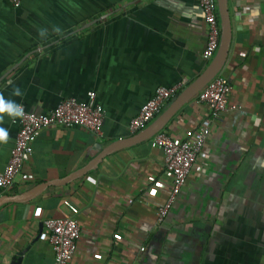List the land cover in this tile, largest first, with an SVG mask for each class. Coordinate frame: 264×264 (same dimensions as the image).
<instances>
[{
    "label": "crops",
    "instance_id": "0c3cea01",
    "mask_svg": "<svg viewBox=\"0 0 264 264\" xmlns=\"http://www.w3.org/2000/svg\"><path fill=\"white\" fill-rule=\"evenodd\" d=\"M228 10L232 40L218 75L232 86L229 104L241 109L214 120L197 95L154 137L31 201L4 203L0 264L20 258L54 264L44 226L51 218L78 221L81 237L70 264H264V0H228ZM207 36L200 0H23L20 7L0 0L5 100L40 115L66 99L88 101L93 92L105 111L101 137L83 127L43 130L0 199L61 182L142 133L146 128L132 133L130 121L157 89L184 82L181 94L212 62L203 59ZM14 86L22 96L12 95ZM16 119L5 114L0 122L8 132L0 142V172L16 142ZM200 127L210 129L209 139L158 224L173 180L156 138L183 140Z\"/></svg>",
    "mask_w": 264,
    "mask_h": 264
},
{
    "label": "built area",
    "instance_id": "2783aa9c",
    "mask_svg": "<svg viewBox=\"0 0 264 264\" xmlns=\"http://www.w3.org/2000/svg\"><path fill=\"white\" fill-rule=\"evenodd\" d=\"M14 7H20L23 0H9ZM208 36L203 59L211 62L219 49L221 23L217 0H200ZM185 83L180 82L171 88L161 87L142 107L139 114L130 121L132 133L147 128L166 108L168 103L183 90ZM232 86L228 78L218 75L198 94L200 104L208 107L214 120L230 112L240 110L229 104ZM24 111V110H23ZM105 119L104 109L95 103V94L88 93V101L70 98L60 102L47 114H33L24 111V116L15 120L19 126L18 135L8 165L0 172V188L12 185L15 178L30 161L33 146L41 132L50 127L61 128L83 127L96 136H103ZM211 131L208 127H200L183 140H174L167 134L160 133L156 143L164 152V167L172 176L173 186L167 203L157 210L158 224H162L181 193L190 172L195 168ZM202 171V168H197ZM49 233V241L54 251V264H70L77 250V242L81 237L78 221L74 218H51L44 222Z\"/></svg>",
    "mask_w": 264,
    "mask_h": 264
},
{
    "label": "water",
    "instance_id": "95a60500",
    "mask_svg": "<svg viewBox=\"0 0 264 264\" xmlns=\"http://www.w3.org/2000/svg\"><path fill=\"white\" fill-rule=\"evenodd\" d=\"M217 2L221 21V37L219 49L216 53V56L209 64L207 69L204 71V73L191 85H189L181 94H179V96L176 97L174 103L160 118H158L154 123L149 125L142 133L134 136L133 138L122 140L111 145L109 148L104 150V152L100 156H98V158H96L91 164L86 166L84 169L65 178L64 180H61V182L40 184L27 193L15 197H8L7 199L9 200L0 199V206L6 202H28L38 197L50 186L70 183L95 169L97 167V164H99L103 159L110 156L112 153L123 148L129 147L131 145L137 144L139 142L145 141L147 139H150L154 137L157 133L162 131L167 125V123L170 121V119L185 104L193 100L208 85V83H210L221 72L224 65L226 64L232 40L231 18L228 10V0H217ZM20 256L22 257L23 253H21ZM15 264H21V258Z\"/></svg>",
    "mask_w": 264,
    "mask_h": 264
},
{
    "label": "clouds",
    "instance_id": "9594fccd",
    "mask_svg": "<svg viewBox=\"0 0 264 264\" xmlns=\"http://www.w3.org/2000/svg\"><path fill=\"white\" fill-rule=\"evenodd\" d=\"M42 34V33H41ZM12 95L22 96V92L19 87H13ZM9 116L12 119L23 117L24 111L21 104L16 103L13 100H5L4 96L0 94V122L3 121L4 115ZM8 132L4 128H0V142H7Z\"/></svg>",
    "mask_w": 264,
    "mask_h": 264
}]
</instances>
